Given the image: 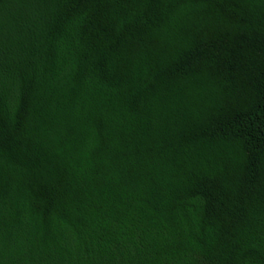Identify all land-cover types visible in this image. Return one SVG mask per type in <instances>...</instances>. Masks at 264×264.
Instances as JSON below:
<instances>
[{
  "label": "trees",
  "instance_id": "16d2710c",
  "mask_svg": "<svg viewBox=\"0 0 264 264\" xmlns=\"http://www.w3.org/2000/svg\"><path fill=\"white\" fill-rule=\"evenodd\" d=\"M0 264H264V0H0Z\"/></svg>",
  "mask_w": 264,
  "mask_h": 264
}]
</instances>
